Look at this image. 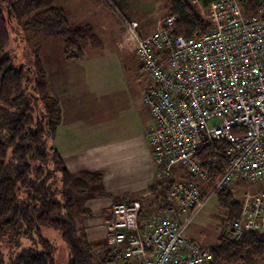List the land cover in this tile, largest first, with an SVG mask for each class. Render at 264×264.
Wrapping results in <instances>:
<instances>
[{
  "label": "built area",
  "instance_id": "built-area-1",
  "mask_svg": "<svg viewBox=\"0 0 264 264\" xmlns=\"http://www.w3.org/2000/svg\"><path fill=\"white\" fill-rule=\"evenodd\" d=\"M203 12L212 27L202 35L172 36L168 27L175 18L166 16L144 37L137 22L116 11L151 78L143 99L155 122L147 141L156 178L174 180L167 196L171 208L153 216L145 233L137 202L112 204L105 230L116 264H211V255L186 239L176 221L235 179L264 183V0L254 16L244 15L238 0H216ZM209 141L226 144L228 159L214 185L196 159ZM183 174L188 179H177ZM193 178L211 185L208 197ZM249 232L264 235V192L243 201L227 236L240 241Z\"/></svg>",
  "mask_w": 264,
  "mask_h": 264
},
{
  "label": "trees",
  "instance_id": "trees-1",
  "mask_svg": "<svg viewBox=\"0 0 264 264\" xmlns=\"http://www.w3.org/2000/svg\"><path fill=\"white\" fill-rule=\"evenodd\" d=\"M105 1L113 5L116 0ZM117 1L124 9L123 0ZM214 1L196 0L194 4L190 0H169L166 16L175 18L169 33L191 37L207 32L212 24L203 9ZM260 1L238 0L246 16L257 14ZM0 2V264H112L110 249L98 257L78 234L73 221L75 195L90 191L102 176L92 171H68L53 144L61 109L57 99L42 97V70L35 54L26 68L14 67L11 58L12 53L27 47L25 34L32 33L61 40L65 60L77 63L84 47L96 43V36L90 25L71 23L54 0ZM127 36L123 30L121 38L133 48ZM225 148L222 142L209 141L196 155L211 185L228 168ZM179 178L188 179L187 174ZM173 182L159 179L148 187L149 198L139 213L142 233L147 232L153 216L171 208L167 196ZM217 196L226 211L223 223L230 228L241 215L242 203L229 188ZM46 230L59 234L61 250L44 235ZM202 248L211 255V264H245L248 258L264 261V235L258 233L249 232L240 241H233L224 229L215 245Z\"/></svg>",
  "mask_w": 264,
  "mask_h": 264
},
{
  "label": "rangeland",
  "instance_id": "rangeland-1",
  "mask_svg": "<svg viewBox=\"0 0 264 264\" xmlns=\"http://www.w3.org/2000/svg\"><path fill=\"white\" fill-rule=\"evenodd\" d=\"M88 2L91 8L88 20L96 36V43L84 47L83 57L79 62L69 63L65 60L61 40L43 34L26 33L27 47L11 54L13 66L30 67L35 54L42 70L39 80L43 87L42 97L60 99L58 104L61 111L64 110V100L68 104L69 101H79L81 106L84 105L83 114L87 113L90 121L94 117L98 118V123L107 125L109 131L118 132L126 127L136 130L137 125L141 129L151 130L155 122L143 99L152 86L151 78L141 68L135 49L121 38L123 27L114 6L120 9L126 20L136 21L139 34L145 37L154 33L159 27V21L168 14L169 0H123L124 9L117 0L113 1L114 6H108L105 0ZM11 36H14L13 31ZM77 75L83 76L79 80L81 82L75 78ZM68 78L76 79L74 87V83L65 82ZM67 84L73 88L67 87ZM69 91L72 93L67 97ZM192 181L206 192L204 197L209 196L211 185L198 178H193ZM228 188L234 198L243 203L246 198H253L264 192V183L235 179ZM88 194L95 195V191L75 195L73 217L77 216L78 209ZM218 199L217 195H213L204 199L203 206L196 212L188 211L180 215L176 222H180L185 238L193 239L207 248L217 243V238L224 229L228 233L230 228L223 223L227 219L226 211L220 207ZM78 223L79 221H74L76 228ZM44 235L50 237L57 249L61 250L62 242L57 232L46 230ZM7 259L5 256V260ZM245 264H264V261L248 258Z\"/></svg>",
  "mask_w": 264,
  "mask_h": 264
},
{
  "label": "crops",
  "instance_id": "crops-1",
  "mask_svg": "<svg viewBox=\"0 0 264 264\" xmlns=\"http://www.w3.org/2000/svg\"><path fill=\"white\" fill-rule=\"evenodd\" d=\"M54 2L56 7L66 12L71 23L91 26L88 20L91 9L88 0ZM106 4L110 6L107 2ZM84 18L87 20H83ZM75 78L79 81L83 76L77 75ZM76 79L68 78L65 82L76 83ZM71 93L69 91L66 96ZM63 106L53 138L56 151L70 173L92 171L102 176L100 183L89 191H95V195L88 194L81 203L77 216L73 217V221H79L77 228L74 225L78 234L101 257L111 247L105 222L110 216L112 204L137 202L141 209L142 203L149 198L146 192L148 187L159 180L156 178L158 167L152 159V149L147 141L150 129H141L137 125L136 130L126 127L122 131L112 132L107 125L98 123V118L94 117L90 121L88 114H83L84 105L81 106V102L69 101L68 104L64 100ZM178 225L181 227L180 222ZM110 257L112 264H116L117 258Z\"/></svg>",
  "mask_w": 264,
  "mask_h": 264
}]
</instances>
